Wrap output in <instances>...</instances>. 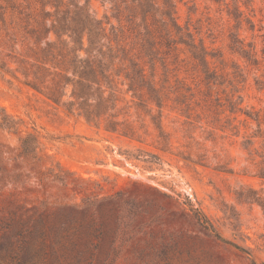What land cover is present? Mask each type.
Segmentation results:
<instances>
[{
  "label": "rangeland",
  "instance_id": "374dc122",
  "mask_svg": "<svg viewBox=\"0 0 264 264\" xmlns=\"http://www.w3.org/2000/svg\"><path fill=\"white\" fill-rule=\"evenodd\" d=\"M73 1L157 96L116 58L115 106L68 111L52 0H0V264H264V0H171L179 31L162 0Z\"/></svg>",
  "mask_w": 264,
  "mask_h": 264
},
{
  "label": "trees",
  "instance_id": "16d2710c",
  "mask_svg": "<svg viewBox=\"0 0 264 264\" xmlns=\"http://www.w3.org/2000/svg\"><path fill=\"white\" fill-rule=\"evenodd\" d=\"M88 0H86L87 2ZM166 5V9L163 14H166L171 21L172 26L179 31L181 28L174 21L171 10L173 4L171 0H162ZM140 8L148 6L152 8L151 0H132ZM52 6L54 11L52 12L53 19L51 20V26L45 28V31L49 33L53 31L59 41H67L62 36L67 35L71 42L74 43L70 51L72 52L69 61L68 73H57L59 78L49 87L48 91H45L47 97L54 102H60L61 96L64 94L63 90L67 86H71L70 96L72 99L68 100L65 104L68 111L76 108L80 114L89 122L98 123L99 118L108 111L109 108L115 106V92L117 85L114 80V75H118L114 69H112L114 60L119 58L122 63L128 61V68L131 66L136 69V82L138 86V97L142 98L143 90H147L154 98L156 95V88L153 85V81L150 80L148 75L144 72V67L139 64L130 55L122 53V46L118 42L114 25L111 26L112 35L108 36L103 22L92 16L85 4H79L77 2H71L73 6H66L61 8L63 0H52ZM47 16L49 12L43 10ZM51 15V13H50ZM189 35V33H188ZM190 41L185 40L190 49L194 50L196 44L193 42V37L190 34ZM192 37V38H191ZM104 38L107 41H104ZM86 40V45H84ZM69 41V40H68ZM115 42L116 45H113ZM47 45H52L53 41H46ZM205 50L204 48H202ZM84 50L85 56H80L77 51ZM120 51V53H119ZM193 52L195 58L200 61V64L204 69H207L206 54L207 51L202 53ZM131 82L129 83L128 90L136 91L132 86L133 77L130 76L129 71L124 75ZM41 77H38L40 79ZM35 88L36 86L33 85ZM160 106V105H159Z\"/></svg>",
  "mask_w": 264,
  "mask_h": 264
}]
</instances>
